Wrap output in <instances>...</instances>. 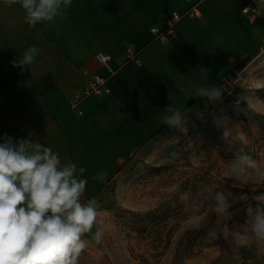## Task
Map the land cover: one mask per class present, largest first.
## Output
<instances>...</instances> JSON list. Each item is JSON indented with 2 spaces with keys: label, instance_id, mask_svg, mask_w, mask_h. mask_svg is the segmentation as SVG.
I'll return each mask as SVG.
<instances>
[{
  "label": "crops",
  "instance_id": "obj_1",
  "mask_svg": "<svg viewBox=\"0 0 264 264\" xmlns=\"http://www.w3.org/2000/svg\"><path fill=\"white\" fill-rule=\"evenodd\" d=\"M252 1L72 0L30 28L19 4L0 0V136H29L84 167V201L148 144L168 106L190 117L207 103L198 88L260 51L264 0L257 16L243 11ZM33 45L34 63L13 67Z\"/></svg>",
  "mask_w": 264,
  "mask_h": 264
},
{
  "label": "rangeland",
  "instance_id": "obj_2",
  "mask_svg": "<svg viewBox=\"0 0 264 264\" xmlns=\"http://www.w3.org/2000/svg\"><path fill=\"white\" fill-rule=\"evenodd\" d=\"M261 24L260 51L212 79L223 95L197 107L203 117L190 114L181 129L164 124L82 201L95 199L98 216L78 264H264V244L243 235L247 208L264 206V10ZM223 116L234 129L229 140L214 123ZM241 148L260 164L246 181L230 168ZM208 186L232 194L231 220L203 199Z\"/></svg>",
  "mask_w": 264,
  "mask_h": 264
},
{
  "label": "clouds",
  "instance_id": "obj_3",
  "mask_svg": "<svg viewBox=\"0 0 264 264\" xmlns=\"http://www.w3.org/2000/svg\"><path fill=\"white\" fill-rule=\"evenodd\" d=\"M24 10V21L35 27L41 23H54L63 17L72 0H3V6L14 5ZM38 46L24 50L15 59L13 67L24 71L39 55ZM202 79H207L210 69L198 68ZM220 87H200L196 98L215 103L222 98ZM170 99V97H169ZM208 104H205L207 109ZM162 118L170 128H184L188 122L187 111L168 106ZM198 117L204 112L196 111ZM214 123L221 129V138L229 140L233 127L228 116L217 117ZM259 162L243 148L230 163L236 178L246 181L247 175L258 170ZM86 169L78 167L71 159L62 161L60 154L30 137L14 140L0 136V264H78L79 257L88 246L84 239L90 233L98 216L95 199L82 202L88 180ZM106 173L93 177L103 182ZM214 212L231 220L229 197L231 193L205 187L200 193ZM182 199L186 200L185 193ZM247 219L243 235L248 244H264V206L246 210ZM239 237L241 233H233ZM102 231H96L92 239L99 244Z\"/></svg>",
  "mask_w": 264,
  "mask_h": 264
},
{
  "label": "built area",
  "instance_id": "obj_4",
  "mask_svg": "<svg viewBox=\"0 0 264 264\" xmlns=\"http://www.w3.org/2000/svg\"><path fill=\"white\" fill-rule=\"evenodd\" d=\"M262 1V0H260ZM243 11L244 12H250L252 13V15L254 16H257L260 14V6H259V2L258 1H252L251 3H249L248 5H246L244 8H243ZM176 15H173L171 18H170V22H173L174 20H176ZM100 58L102 60L106 59V55L100 53Z\"/></svg>",
  "mask_w": 264,
  "mask_h": 264
}]
</instances>
